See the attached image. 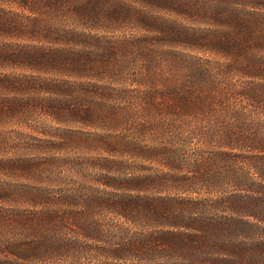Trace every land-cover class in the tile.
I'll return each instance as SVG.
<instances>
[{
    "label": "trees",
    "instance_id": "obj_1",
    "mask_svg": "<svg viewBox=\"0 0 264 264\" xmlns=\"http://www.w3.org/2000/svg\"><path fill=\"white\" fill-rule=\"evenodd\" d=\"M0 138V264H264V0H0Z\"/></svg>",
    "mask_w": 264,
    "mask_h": 264
},
{
    "label": "rangeland",
    "instance_id": "obj_2",
    "mask_svg": "<svg viewBox=\"0 0 264 264\" xmlns=\"http://www.w3.org/2000/svg\"><path fill=\"white\" fill-rule=\"evenodd\" d=\"M126 25H124L125 28H128V27H126ZM1 144H3V145H1ZM0 145H1L0 146V157L11 156L12 154H16L15 152H17L16 147L12 148L11 144H9V143L7 145H5L4 141L1 138H0ZM19 149H20L19 152H24V149H22L21 147H19ZM73 154L74 153L71 150L70 155H73ZM57 170H58V167H57ZM57 170H52V171H57ZM62 172H64V171H62ZM20 175H23V173L12 171V170L6 169L3 166L2 167L0 166V187H3L5 185V183H7L8 181L10 182L12 180H18L19 177L21 178ZM27 175H28V173L24 176H27ZM6 180H8V181H6Z\"/></svg>",
    "mask_w": 264,
    "mask_h": 264
}]
</instances>
